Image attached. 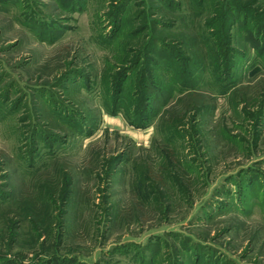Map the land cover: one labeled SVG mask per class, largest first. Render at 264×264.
I'll return each instance as SVG.
<instances>
[{
    "label": "rangeland",
    "instance_id": "1",
    "mask_svg": "<svg viewBox=\"0 0 264 264\" xmlns=\"http://www.w3.org/2000/svg\"><path fill=\"white\" fill-rule=\"evenodd\" d=\"M123 1L112 17L118 0H0V264H264V0ZM217 41L234 59L229 94L207 69L144 128L106 110L128 59L131 92L167 55L203 62Z\"/></svg>",
    "mask_w": 264,
    "mask_h": 264
},
{
    "label": "trees",
    "instance_id": "2",
    "mask_svg": "<svg viewBox=\"0 0 264 264\" xmlns=\"http://www.w3.org/2000/svg\"><path fill=\"white\" fill-rule=\"evenodd\" d=\"M56 3L57 6L61 9L73 10L76 9V6L78 5V0H56ZM124 3L125 2L123 0H118V2L116 3L113 2L109 3L110 13L111 15H113L112 17L118 15L121 16V14L126 8V4ZM258 15L264 17V8H260L258 10ZM32 21H34L32 22V26L34 27V29L35 30L38 29V32H36L37 30L36 31L34 30V32H36V35L39 37V39L44 38L43 36H48L46 35L47 28H45L48 26V24H45V22H42L37 18L35 19V17L34 20ZM119 25L120 22L118 21L116 24L117 29L115 31L119 30L120 28ZM258 30H259L258 57H260V61H261L260 65L264 67V31L259 26H258ZM53 31H55V28H53ZM115 31L114 33H111L110 39L114 38L117 35ZM52 37H49V39L47 40L53 42V40L52 41L50 40L52 39ZM155 43L156 42H154V44ZM203 44L208 45V43L206 42L205 43L203 42ZM221 47L222 44L219 43V41L212 42L209 45L210 53L207 52L208 54L207 55L205 51L203 52L205 53V57L204 56L201 57V60H203V62L198 61L195 55L193 54L192 56H194L195 60H192L191 56H189L188 54L175 55V56L169 54L165 57V59H163L165 65L162 66L163 71L160 72L159 76H155L154 73L156 72H154L153 70L152 72H148L147 76H140L137 80L138 81L137 83L142 86V89H135L134 91L131 92H129V90L125 91L124 81L126 80L127 76L132 74V72L136 69L138 60H136V56L134 59L133 58L128 59L127 61H125L124 64H120L119 68H116L117 74L115 80L113 82L112 81L110 82L112 83V88H111V93H109V107L106 106V110H108L111 114H116L118 110H122L124 116L127 118V120L131 125L144 128L154 118V116L157 115L158 111H160V107L161 109H164L163 107L168 105L170 100L173 99L176 95L194 94L192 92H194L197 86L202 82V76L205 74L207 69L210 70L209 72L211 74V81H209V83L216 90V93L218 95H224V96L229 94L230 91L235 89L237 86L235 79L232 77L234 59L233 56L227 58V56H225L223 52H221ZM225 47H228L230 51H234L231 50L233 48H231L228 43H225ZM162 48L164 47H159L160 49L159 54L161 53ZM132 53H136V51H133ZM203 58H206V60ZM208 58H210V62L207 61ZM150 64L155 66L157 65V61L152 62ZM78 74L79 76H83L82 72H79ZM191 98H195V97L192 96ZM207 105H208L207 102L204 100L199 103H196L194 102V99H191L188 103H185L184 109L186 108L188 110H191V112H196L201 109L204 110L206 108H209ZM170 109H174V107H170ZM180 109H182V106L178 109H174L175 111L170 113V115L174 114V116H176L177 118L176 120L178 122H182L183 120L182 114H180ZM158 129H159V133L163 134V136H166V134L167 135L171 134L175 136L176 133L175 131L184 132L181 124L175 126L166 124L162 127L160 126ZM164 139L170 140L169 136H167V138ZM189 139L190 142L193 143L194 139L193 138H189ZM174 140L175 139H171L172 142ZM164 151L161 152L164 155V158L168 159V157L165 156L166 152ZM169 163L170 160H168L167 165H169ZM160 165L158 170H160V167L162 168V166ZM153 166L154 165L152 164L149 165L147 169L145 168L147 174L145 180H147L148 182L151 179V175L153 174L152 172L156 169V166L155 167ZM142 167L144 166L142 165ZM141 170L142 168L140 170L134 171V178H135L134 180H136V186L139 184V182L137 183L138 180L141 181L144 180L139 178ZM135 189L137 190L139 188H135ZM1 261L2 260H0V262ZM48 261L51 264H61L56 258L50 259Z\"/></svg>",
    "mask_w": 264,
    "mask_h": 264
}]
</instances>
